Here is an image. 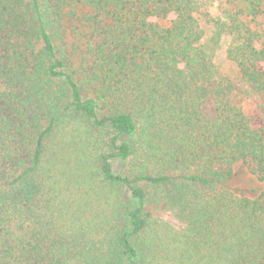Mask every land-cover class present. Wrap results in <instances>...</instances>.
<instances>
[{"label": "trees", "instance_id": "obj_1", "mask_svg": "<svg viewBox=\"0 0 264 264\" xmlns=\"http://www.w3.org/2000/svg\"><path fill=\"white\" fill-rule=\"evenodd\" d=\"M203 1L0 0V264H264V187L228 185L264 184V0L207 43Z\"/></svg>", "mask_w": 264, "mask_h": 264}, {"label": "rangeland", "instance_id": "obj_2", "mask_svg": "<svg viewBox=\"0 0 264 264\" xmlns=\"http://www.w3.org/2000/svg\"><path fill=\"white\" fill-rule=\"evenodd\" d=\"M228 6V0H204L201 11L198 14L199 21L205 30L203 42L207 43L214 28L212 17L222 14L224 8ZM231 36L225 35L220 48L215 56V63L220 69L221 74L232 80L236 86V92L233 100L241 106L246 113H253L260 109L263 98L260 94L254 92L248 84L237 66V64L228 57V49L231 46ZM204 110L210 118L216 115L215 105L212 99H209ZM235 173L229 182V188L241 195L249 197L257 196L263 189L264 184L253 175L248 165L244 162H238L235 165Z\"/></svg>", "mask_w": 264, "mask_h": 264}]
</instances>
